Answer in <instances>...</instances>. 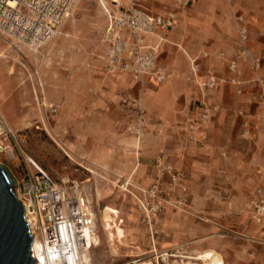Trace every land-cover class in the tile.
Instances as JSON below:
<instances>
[{"label": "rangeland", "instance_id": "obj_1", "mask_svg": "<svg viewBox=\"0 0 264 264\" xmlns=\"http://www.w3.org/2000/svg\"><path fill=\"white\" fill-rule=\"evenodd\" d=\"M122 2L124 0L116 3L75 0L69 13L98 26L108 22ZM1 35L0 106L12 112L13 120H20L14 115L16 111L25 116L21 124L12 127L17 137L16 158L9 160L0 154V166L14 178L16 195L23 166L35 171L29 160L58 183L78 182L88 189L87 196L97 215V244L90 250L91 262L202 264L195 258L211 251L221 257L222 264H264V221L256 223L248 216V212L251 214V193L233 195L230 191L233 182L211 179L214 164H205L208 160H204L203 165H199L200 158L194 152L185 158L174 148L169 156H148L141 142L153 124L144 105L143 87L136 97L125 91L117 94L119 104L129 113L124 143L90 144L88 147V144H67L68 147L57 144L52 130L56 129L54 118L60 106L42 100L36 80L35 53L13 38ZM236 35L238 40L237 31ZM239 61L249 65L247 61ZM252 74L253 78L246 84L257 91L256 104L259 106L264 83L254 81ZM48 96L57 95L48 91ZM136 102L142 107L143 121L136 113ZM140 124L143 133L138 138L133 128ZM192 124L186 127L188 140L193 143L187 147L192 150L207 148V144L199 142L195 130H190ZM130 138L135 144H130Z\"/></svg>", "mask_w": 264, "mask_h": 264}, {"label": "crops", "instance_id": "obj_2", "mask_svg": "<svg viewBox=\"0 0 264 264\" xmlns=\"http://www.w3.org/2000/svg\"><path fill=\"white\" fill-rule=\"evenodd\" d=\"M137 5L153 16L171 13L175 17L169 31L156 28L144 38L147 50L157 48L155 71L165 75L160 83L149 73L138 80L128 73L105 71L102 38L112 16L105 24L93 26L86 23L87 19L69 13L57 34L33 51L42 100L60 106L54 118L56 129L52 130L57 144L88 147L124 143L129 113L119 104L117 94L125 91L136 97L143 87L144 105L153 124L141 142L148 156H169L174 148L185 158L194 152L200 158L199 165L204 160H208L205 164H214L211 179L233 182V195L251 193L252 200L256 191L264 188V105L257 106V91L246 84L253 78L249 65L238 61V72L230 74L227 64L237 59V35L231 17L236 11L246 20L247 45L261 60L264 74V0H191L188 8L174 0H138ZM202 53L209 58L206 62L199 59L200 71L193 76L190 61ZM220 53H224L223 59ZM206 69L219 79L212 90H202L196 83L205 81ZM230 77L245 83L241 95L227 83ZM48 91L57 96H48ZM204 105L210 109L211 122L198 127L194 134L208 147L192 150L187 147L193 143L188 140L186 127L189 123L199 125ZM0 113L12 131L25 116L16 111L14 115L20 120H13L12 112L4 105ZM129 140L135 144L133 138ZM223 165L226 167L220 169ZM250 215L248 212L254 221Z\"/></svg>", "mask_w": 264, "mask_h": 264}, {"label": "built area", "instance_id": "obj_3", "mask_svg": "<svg viewBox=\"0 0 264 264\" xmlns=\"http://www.w3.org/2000/svg\"><path fill=\"white\" fill-rule=\"evenodd\" d=\"M186 8L191 0H174ZM230 3L231 0H225ZM75 0H0V34L6 35L30 50H38L53 38L70 12ZM138 0H126L111 17L110 23L103 35L104 64L103 68L109 72L128 73L135 79H140L145 73L158 83L165 80V75L155 71V54L157 48L147 50L144 38L158 28L163 32L169 31L175 23L171 13L153 16L138 7ZM238 40L236 58L228 61L230 74L238 72V61H247L254 73L257 83H264L261 74V60L252 55L248 48V28L244 16L236 11L231 12ZM224 57L223 53L219 54ZM208 58L207 53L201 57L191 59V73L193 76L200 71L199 59ZM239 59V60H238ZM206 79L196 82L202 90H212L219 79L210 69L205 70ZM193 80H196L193 77ZM227 83L234 86L237 94L242 93L244 82L230 77ZM259 105H264V92L258 98ZM136 113L143 121V110L136 102ZM212 116L210 109L204 105L200 113L198 126L190 125V130L209 124ZM139 138L143 133L142 124L133 128ZM16 133L4 121L0 113V154L7 159L16 158ZM202 143V140L199 141ZM35 171L23 166L21 178L18 182L17 198L24 209L25 221L29 233L33 235V242L46 247H54L62 235L69 236L77 244L84 240L82 231L90 228L94 221V210L87 204V191L78 182H56L45 171L34 165ZM251 214L256 223L264 219V188L258 189L251 200ZM32 242V243H33ZM53 250H55L53 248ZM58 257L62 255L59 250ZM33 254V253H32ZM35 258V256L33 255ZM37 264L39 260L35 258ZM88 264H93L90 262ZM132 264V263H129Z\"/></svg>", "mask_w": 264, "mask_h": 264}, {"label": "water", "instance_id": "obj_4", "mask_svg": "<svg viewBox=\"0 0 264 264\" xmlns=\"http://www.w3.org/2000/svg\"><path fill=\"white\" fill-rule=\"evenodd\" d=\"M15 185L9 171L0 166V264H37L32 254L33 235L13 190Z\"/></svg>", "mask_w": 264, "mask_h": 264}, {"label": "bare ground", "instance_id": "obj_5", "mask_svg": "<svg viewBox=\"0 0 264 264\" xmlns=\"http://www.w3.org/2000/svg\"><path fill=\"white\" fill-rule=\"evenodd\" d=\"M116 3V2H115ZM69 13L67 14V17ZM34 51V50H32ZM32 165H35L34 162L29 160ZM87 183V182H85ZM98 200H95L97 203ZM90 203L89 198H87V204ZM97 205V204H96ZM94 221L90 228H84L82 231L84 240L77 242H73L70 240L69 236L62 235L61 240L52 247L47 245L44 247L39 244V242L35 241L32 243V253L39 261V264H88L91 262L90 250L95 247L96 243V212L93 213ZM101 226L104 229V223L101 220ZM98 241V240H97ZM53 248L55 250H53ZM59 252L62 254L58 257ZM196 260H200L202 264H222L221 257L214 252L206 251L200 254L195 258ZM137 264V263H136ZM138 264H151V263H138ZM185 264H192L191 262H187Z\"/></svg>", "mask_w": 264, "mask_h": 264}]
</instances>
